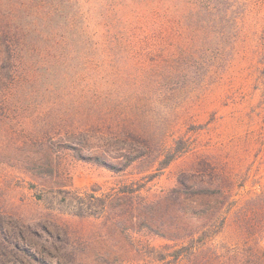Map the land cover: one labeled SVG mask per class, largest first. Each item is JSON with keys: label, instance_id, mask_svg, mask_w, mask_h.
<instances>
[{"label": "rangeland", "instance_id": "obj_1", "mask_svg": "<svg viewBox=\"0 0 264 264\" xmlns=\"http://www.w3.org/2000/svg\"><path fill=\"white\" fill-rule=\"evenodd\" d=\"M101 1L90 0L93 18ZM235 1L230 57L191 89H182V82L147 80L149 65L134 52L127 55L130 65L121 61L126 54L68 50L57 63L52 55L18 52L15 78L0 93V214L43 225L74 247L108 244L118 250L130 241L126 259L118 264H158L148 245L162 247L164 241L146 230H130L129 238L116 230L109 236L113 222L128 218L78 216L81 199L94 190L101 196L127 186L140 189L129 197L137 206L170 192L181 173L205 172L229 183L234 209L212 244L221 251L264 249V0ZM92 125L106 134L147 138L150 156L115 174L69 151L58 154L56 167L49 152L37 146ZM177 142L180 152L159 170L157 157L172 154ZM239 210L249 227L241 224Z\"/></svg>", "mask_w": 264, "mask_h": 264}, {"label": "trees", "instance_id": "obj_2", "mask_svg": "<svg viewBox=\"0 0 264 264\" xmlns=\"http://www.w3.org/2000/svg\"><path fill=\"white\" fill-rule=\"evenodd\" d=\"M237 6L235 0H103L98 18H93L90 0H0V93L15 78L20 51L52 55L57 63L68 50H82L87 56L126 54L121 61L129 65L133 61L127 55L134 52L149 65L147 80L182 82V89H191L230 57ZM260 63L264 84V52ZM37 143L56 167L58 154L69 151L77 160L115 174L147 159L152 149L143 136L106 134L97 125ZM176 144L172 154L157 157L159 170L180 152V142ZM227 186L205 172H183L175 188L153 201L133 206L129 197L140 189L127 186L101 196L94 190L81 199L75 214L127 217L113 222L108 235L116 230L129 238L130 230H146L165 242L162 247L148 245L158 264H264V249L221 251L212 244L234 210ZM241 210L237 213L241 224L249 227ZM249 225L257 228L254 222ZM62 238L43 225H25L0 214V264H118L132 247L130 241L118 250L108 244L74 247Z\"/></svg>", "mask_w": 264, "mask_h": 264}]
</instances>
